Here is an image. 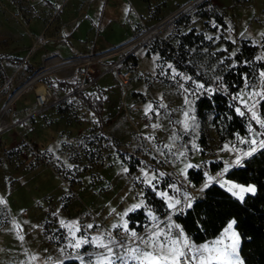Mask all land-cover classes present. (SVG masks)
Returning a JSON list of instances; mask_svg holds the SVG:
<instances>
[{"label":"rangeland","instance_id":"rangeland-1","mask_svg":"<svg viewBox=\"0 0 264 264\" xmlns=\"http://www.w3.org/2000/svg\"><path fill=\"white\" fill-rule=\"evenodd\" d=\"M244 43L255 46L253 76L236 100L240 112L264 121L257 112L264 101V0H0V264H104V249L90 243L77 249L75 240L111 234L143 248L113 226L127 221L146 238L157 225L165 231L178 225L181 206L190 207L212 184L238 199L252 193L240 191L252 186L225 178L262 148L251 120L244 137L223 143L213 116L201 120L196 112L200 98L215 94L204 80L236 68ZM171 49L178 61L165 53ZM92 54L108 58L94 62L100 79L88 93L104 100L102 122L60 86L78 88ZM123 59L137 65L128 94L105 73ZM42 87L51 102H61L40 106ZM219 163L224 168L210 173ZM191 170L205 176L199 188L189 182ZM140 212L146 221L133 229L131 217ZM225 229L206 243L234 245L233 264H242L235 224Z\"/></svg>","mask_w":264,"mask_h":264},{"label":"trees","instance_id":"trees-1","mask_svg":"<svg viewBox=\"0 0 264 264\" xmlns=\"http://www.w3.org/2000/svg\"><path fill=\"white\" fill-rule=\"evenodd\" d=\"M174 61H178L174 50H165ZM255 46L241 44L236 58V68L232 69L221 80L210 82L204 80L215 94L211 98H200L196 104V112L201 120L207 115L213 116L212 124L221 140L225 143L235 137H244L248 119L253 129L264 139V127L253 116L244 110L237 112L241 106L236 100V94L247 84L253 74L250 61L254 59ZM63 90L75 91L74 85L61 82ZM85 93H75V97L86 106L93 115L102 122L104 100ZM92 93V92H91ZM246 111V112H245ZM260 118L264 119V101L257 107ZM224 168L222 163L212 164L210 173L214 174ZM189 182L196 189L205 182L201 171H189ZM225 178L238 185L250 187L255 191L248 193L243 199H238L219 184H212L188 208L181 206L175 220L185 235L195 244H204L218 237L226 226L234 221L235 229L240 238L239 255L242 264H264V147L257 150L239 167L230 170ZM182 185L179 180H175ZM155 204L157 201L154 200ZM146 216L140 212L131 217V227H141ZM138 225V226H136ZM140 229V228H138ZM62 264H81L71 259Z\"/></svg>","mask_w":264,"mask_h":264},{"label":"snow or ice","instance_id":"snow-or-ice-1","mask_svg":"<svg viewBox=\"0 0 264 264\" xmlns=\"http://www.w3.org/2000/svg\"><path fill=\"white\" fill-rule=\"evenodd\" d=\"M209 39H211V37H209ZM261 75L264 76V73H261ZM197 87L202 88L203 85H197ZM151 108L152 106L149 105L148 110H151ZM237 112H239L240 115L244 114L243 112H240L239 109H237ZM252 115L261 123V126L264 127V121H259V118L255 116V113H252ZM185 116H187V113H185ZM185 127H187V124H185ZM250 143L255 144L256 141L252 140ZM260 144L264 147V141H261ZM252 151H255V149H252ZM245 155H251V152L245 153ZM236 163L239 164L240 160L237 159ZM187 167L192 166L188 165ZM125 171H127V169H125ZM225 171H227V169H225ZM144 176L147 178L148 173L145 172ZM155 178V175L148 178L147 183L151 185L152 180ZM209 179L211 180V178ZM152 187L154 188L155 185H152ZM233 187L239 186L234 185ZM229 190L231 191V189ZM240 191L254 192L255 189L251 187H241ZM233 194L236 195L237 193ZM240 198L243 199L242 196ZM176 203H179V201ZM140 206L141 205H136L134 207ZM169 207L174 208L175 204L169 203ZM124 215H127V213ZM152 219L155 220L156 217L152 216ZM61 223H63V221H61ZM234 223L235 222L233 221L227 226L225 233L232 229ZM67 227L70 231H72L73 228H75V232L80 231L78 226L67 225ZM86 227L92 228L93 225L89 224ZM113 227H121L125 233H128L130 238L138 239L139 243L143 245V248L139 246H130L128 241L125 240H116L111 234H109L107 240H105L102 235L93 237L91 240L82 237L76 239L72 247L79 249L86 243L95 244L97 247L104 249V264H116L117 261H119L120 264H125V261H134L135 264H233V260L238 259L234 245H226L223 248H219L216 247V245L223 244V240H217L212 242L211 247L207 243L196 246L190 242L186 235H184L183 230L179 225L169 224L166 226L167 231L159 228L157 225L146 238L138 237L134 230H129L127 221H123L121 225H114ZM173 227L177 229L175 234L171 231ZM75 232H73V236H75ZM21 239H23V237H21ZM120 248L125 249V253H118L116 251Z\"/></svg>","mask_w":264,"mask_h":264},{"label":"built area","instance_id":"built-area-1","mask_svg":"<svg viewBox=\"0 0 264 264\" xmlns=\"http://www.w3.org/2000/svg\"><path fill=\"white\" fill-rule=\"evenodd\" d=\"M147 43L150 44L151 40L148 41ZM106 56L107 55L104 56L97 55V57H94L93 54L91 55L90 63L86 66V68L82 73L83 80L81 84L78 86V88H76L75 93L88 92L90 91V89H92L95 86V83L99 81L100 76H96L94 78V75L96 73L93 64L94 62L98 64L100 62L107 61L106 59L108 58H106ZM127 63L128 62L126 59H123L121 61L111 62L108 64L109 65L108 69L105 72V73H112L117 77L120 87L122 88L125 94L131 93L134 90V85L132 81V72L137 68V65L133 61L129 62V64L126 66ZM51 99H52V95L50 91L38 95V102L42 107L49 106V102H51ZM59 102H61V100L53 101L51 102V105L57 104Z\"/></svg>","mask_w":264,"mask_h":264},{"label":"bare ground","instance_id":"bare-ground-1","mask_svg":"<svg viewBox=\"0 0 264 264\" xmlns=\"http://www.w3.org/2000/svg\"><path fill=\"white\" fill-rule=\"evenodd\" d=\"M38 92H39L40 94H44V93L46 92V89H44V88L42 87V88H40V89L38 90Z\"/></svg>","mask_w":264,"mask_h":264}]
</instances>
